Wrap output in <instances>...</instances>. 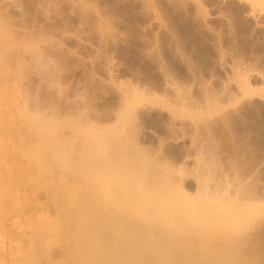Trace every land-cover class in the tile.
<instances>
[{
    "label": "rangeland",
    "instance_id": "obj_1",
    "mask_svg": "<svg viewBox=\"0 0 264 264\" xmlns=\"http://www.w3.org/2000/svg\"><path fill=\"white\" fill-rule=\"evenodd\" d=\"M0 20L11 35L0 41V264H264V212L229 239L174 243L161 226L124 223L105 192L51 153L60 141L76 161L87 142L77 127L118 128L181 171L191 195L202 176L264 208V9L248 0H0Z\"/></svg>",
    "mask_w": 264,
    "mask_h": 264
},
{
    "label": "bare ground",
    "instance_id": "obj_2",
    "mask_svg": "<svg viewBox=\"0 0 264 264\" xmlns=\"http://www.w3.org/2000/svg\"><path fill=\"white\" fill-rule=\"evenodd\" d=\"M248 1H250L252 3V5L259 7L261 9H264V0H248ZM2 22L3 21H1V24H2ZM1 24H0V41L2 40V42H4V40H6V42H7L11 36L9 33L10 31H9V29H8L9 32L7 31L6 23L3 24L4 26H2ZM9 59H11V58H9ZM240 82H241V86H242L245 94L247 92L249 93L250 90H252L249 88V86H248L249 83L247 84V80L244 79L243 77H240ZM141 94L142 93H140V94L137 93L136 96L141 95ZM261 95L264 96V89H262ZM139 97H141L140 99L149 101V98L151 96L150 95L147 96L143 93ZM209 100H211V99H209ZM134 102H135V100H134ZM213 103L217 106V104H216L217 102H215V100H214V102H210L208 105H210V106L214 105ZM134 104H136V103H134ZM126 106H128V104H126ZM130 106H131V104H130ZM216 106H215V109H213L212 111L216 110V108H217ZM123 107H124V105H123ZM178 107H179V105H178ZM212 107H214V106H212ZM127 108L129 109V107H127ZM125 109H123V111L121 113H123L125 111ZM172 109H173V107H172ZM173 111L176 113L184 114L186 110L185 109L182 110L180 108H174ZM127 114H128V112H127ZM128 117H131V116H128ZM55 118H57V117H55ZM122 118H123V116H122ZM95 121H97V119ZM124 122L126 123V122H128V120L124 121ZM111 126H113V125H111ZM40 127H42V126H40ZM87 127H89V126H87ZM98 127H100V126H98ZM107 127L108 126L104 127L103 129L100 127L101 130H100V128L98 130L95 128L96 129L95 132H94V129L90 130L91 127H90V129L86 128V127H84L83 129H82V127H80L81 129L79 127L76 128L77 133L79 130L84 131L82 135L85 134L86 140H87L86 145H85L84 140H82L84 142V146H81V148L82 147L85 148V146H87V147L85 150L83 148L82 149L80 148L82 150L81 151L82 153L79 151V153L81 154V155L79 154L80 159H75L76 161H74L73 159L70 160L72 158V157L70 158V156H67L70 159L66 158L67 154L65 155V158H63L66 150L64 151L61 148L65 149L64 146L66 147V144L60 145V143H61L60 141H59L60 143L59 142L55 143V144H57V147L54 148L55 150L53 152L51 151V153H53L57 157H60V158L62 157L61 159L59 158L60 161L67 159V162L66 161L65 162L62 161V162H64L65 164L68 163V168L72 173L74 172L76 175L78 174L80 176H83L86 184L89 187H91V189L103 191V193L105 192L111 198L113 203L115 204L116 214L121 215V217H122L121 220L124 223L131 224L134 226V228L135 227L137 228L139 226V228L141 227V229L143 230L144 233H147V231L149 229H155L156 227L161 226L162 234L160 235V233H159V235L163 236V237H167L169 235L171 242H174V243H181V242L185 243L186 241H191L194 239H197V240L199 239V240H201V242L202 241L204 242V241H207L210 239H216V238H212L214 234H218L221 237V239H229V238L233 237V234L237 233V231H239V232H240V230L242 231V227H243L244 223H251V221H253L256 216H259V215H261V213L264 212V208H262L260 206L258 207V206H256V204L254 205L253 203H244V201H243L244 197H242L243 200L241 197L240 198L239 197L234 198L232 189H231L232 190L231 194H229L230 191H228V190H227L228 191V193H227L226 189H228V187L226 189H223V190H225V191H223L220 189L215 190L216 186H214L215 189H212V188H210L211 186L210 187L208 186V184L204 185L202 183L203 179L201 181L202 176H200V178H198V181H197L198 182V184H197L198 188L196 189L197 194L191 195L189 192H187V189L185 188L186 176H182L183 174H181V171L179 172L174 168L172 169L168 165L162 166L161 162L159 161L160 163H158L156 158L151 157L148 154L145 155V152H143L139 148L140 146L139 145L136 146V142L134 141V139H133V141H134L133 144L135 146L132 144V141L130 143L128 136H130V138L132 136L129 133H126L122 130L121 132H124L127 134V135H124V133H122L123 134L122 135L120 132V129L116 128V131L114 129V131H115L114 132L112 130L113 128L110 129L111 128L110 126L108 127L109 129H105ZM54 129H56V128H54ZM45 130H46V128H45ZM118 130H119V132H118ZM40 131H37V132L41 133ZM42 133H43V131H42ZM49 134L51 135V133H48L47 135H49ZM41 135L45 136L46 133L41 134ZM47 135H46V138L48 140H50L49 139L50 137L48 138ZM44 136H43V139L41 141L46 140V139H44ZM53 136H54V134H53ZM124 136H126V137L123 138ZM38 139H39V137H38ZM48 140L43 142L44 145H45V142L47 144L51 141V140L50 141H48ZM131 140H132V138H131ZM52 144H54V142H52ZM46 146H48V144ZM52 147H53V145H52ZM46 151H44L45 152L44 155L46 154ZM62 151H64V153ZM103 167L105 169L107 168V170L106 171H105V169L103 170ZM206 167H204V169ZM206 169H208V168H206ZM197 177H199V176H197ZM203 178L205 179V177H203ZM207 181H209V179ZM2 184H4V183H2ZM232 187H233V185H232ZM234 187H236V184ZM229 188H230V186H229ZM242 188H244V187H242ZM218 190H220V191H218ZM234 190L236 191L235 188H234ZM221 191H222V194H220ZM243 194L245 195L244 189H243ZM246 195H247V193H246ZM236 199H240V200H236ZM259 199H257V200H259ZM246 200H249L252 202L254 201V203H257V202H255L256 198L252 199V200H250V198H249ZM261 202H263V201H261ZM122 221H121V224H122ZM118 225H120V223ZM254 229H255V227H254ZM138 230L140 231V229H138ZM130 232H132V231L130 230ZM148 232H150V231H148ZM134 234L136 235L137 233H134ZM138 234H141V232ZM242 235H244V234H242ZM110 238H112V237H110ZM110 238L107 237V239H109V240H110ZM109 240H106V241L109 242ZM114 241L116 242V240H114ZM239 243L238 242L236 243V244H238L237 248H240V247H242V245H244V243L242 244V242H241V244H239ZM106 244H109V243H106ZM118 244H121V243H118ZM213 244H215V243H213ZM236 244H233V245L230 244V245L234 246ZM208 245L205 244V246H208ZM124 246H128V245H124ZM232 246H228V247L225 246L224 248L222 247L223 251H225V252L229 251L230 252V250L233 249ZM129 247L131 248V246H129ZM234 247H236V246H234ZM205 249H206V247H205ZM242 249H244V247ZM125 250H126V248L123 249L122 252ZM234 250H236V248L233 249V251ZM236 251H239V250H236ZM119 252L122 253L121 251H119ZM239 253H240V251H239ZM229 254L231 256V253H229ZM240 255H241V253H240ZM234 256L235 255H233L232 257H234ZM236 257L238 259L237 254H236ZM236 257H235V259H236ZM245 259L246 258H244V260ZM250 261H249V263H250ZM101 263H102V261H101ZM101 263H99V264H101ZM105 263H107L106 260H105ZM105 263H103V264H105ZM244 263H246V262H244ZM149 264H151V263H149ZM152 264H154V263H152Z\"/></svg>",
    "mask_w": 264,
    "mask_h": 264
}]
</instances>
